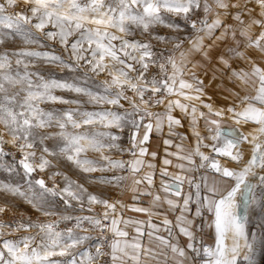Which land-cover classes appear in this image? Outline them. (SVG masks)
Instances as JSON below:
<instances>
[{"label":"snow or ice","instance_id":"6c2138e0","mask_svg":"<svg viewBox=\"0 0 264 264\" xmlns=\"http://www.w3.org/2000/svg\"><path fill=\"white\" fill-rule=\"evenodd\" d=\"M0 172V264H257L264 0H0Z\"/></svg>","mask_w":264,"mask_h":264},{"label":"rangeland","instance_id":"374dc122","mask_svg":"<svg viewBox=\"0 0 264 264\" xmlns=\"http://www.w3.org/2000/svg\"><path fill=\"white\" fill-rule=\"evenodd\" d=\"M161 34H164L166 32H168L169 30L165 29V28H160L159 29ZM155 43V42H154ZM170 45H166V44H157L158 48H164V47H168ZM57 54H59V50L56 49ZM45 74L47 75H53L58 79H70L71 78V74L66 70H62L59 67L56 66H51V71H48L47 69H45ZM103 77H100V79H102ZM127 106V105H126ZM89 108H91V106H88ZM123 141L124 144L127 145L128 142V135L127 132L124 133L123 136ZM6 150L11 151L12 149L10 148V146H6ZM96 154L95 153H89V158H95ZM17 158H19V155L17 154ZM68 174L72 177V179H78L79 182L81 183H85L86 187H89V184L85 182V178L83 174H77V172L69 170ZM92 176H98L100 175L99 173H94L91 174ZM0 180H16L19 181V177L18 176H13V177H8L5 173L0 172ZM61 184L63 183L62 181H58ZM49 184H51L50 181H48ZM89 191L91 192H96V193H101L107 197H110L111 199L115 200L116 196L118 194V189H110L107 185H100V186H96L95 184H93L91 187H89ZM2 202V201H0ZM19 203L20 206V210L21 211H25L28 215L32 216L33 219H36L37 217H39L40 220H45L46 218L41 216L39 213H36L34 210H32L30 208V206L20 203L19 201H17ZM13 211L16 210H10L9 212L5 213L3 216H0V220H9L11 219L12 215H13ZM102 209L100 208V206L96 207V212H101ZM85 214H88L87 212H85ZM16 215H19V211H16ZM51 219H54V217H52ZM261 218H260V214H259V209L256 210V214L253 215L250 219V223H249V229L252 232H255L257 237H259L262 234V230H261ZM61 226H64L63 224ZM94 236L96 234H93ZM255 258L257 261V264H264V253L261 252V249L259 247H257L256 250V254H255Z\"/></svg>","mask_w":264,"mask_h":264},{"label":"crops","instance_id":"0c3cea01","mask_svg":"<svg viewBox=\"0 0 264 264\" xmlns=\"http://www.w3.org/2000/svg\"><path fill=\"white\" fill-rule=\"evenodd\" d=\"M209 94H211V90H209ZM214 99H222V98H220V97H214ZM157 142H158V135H156V134H154L153 136H152V139H151V145H152V147L153 148H155V146H156V144H157ZM157 163L159 162V161H156ZM175 162V161H174ZM171 170V169H170ZM259 174H264V173H258V175ZM258 175H257V177H254L253 178V180H252V182L253 183H256L257 181H258ZM157 179H158V177H157ZM118 194H117V196H116V199L117 198H123L125 201H129V196L127 195V194H122L121 192H120V190L118 189ZM144 199V201H147L149 198L148 197H144L143 198ZM130 202V201H129ZM141 206H148L147 205V203H144L143 205H141ZM243 204L241 205V213H243ZM76 214H81V213H79V212H77ZM83 214H85V213H83ZM124 215H125V217H129V216H131V217H133V218H136V219H146L147 217L144 215V214H142V213H133V212H130V211H125L124 212ZM171 218V217H170ZM153 222H156L155 220L153 221ZM129 231L131 232V229H129ZM146 239V238H145ZM208 240H209V242H211V236H209L208 238H207Z\"/></svg>","mask_w":264,"mask_h":264},{"label":"built area","instance_id":"2783aa9c","mask_svg":"<svg viewBox=\"0 0 264 264\" xmlns=\"http://www.w3.org/2000/svg\"><path fill=\"white\" fill-rule=\"evenodd\" d=\"M124 158H125V159H127L128 157H127V156H125ZM64 226H65V225H64ZM64 226H61V228H63ZM68 226H71V225H68ZM94 234H95V233H94Z\"/></svg>","mask_w":264,"mask_h":264}]
</instances>
